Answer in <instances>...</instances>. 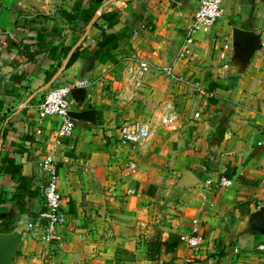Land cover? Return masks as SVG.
<instances>
[{
  "label": "crops",
  "instance_id": "0c3cea01",
  "mask_svg": "<svg viewBox=\"0 0 264 264\" xmlns=\"http://www.w3.org/2000/svg\"><path fill=\"white\" fill-rule=\"evenodd\" d=\"M201 2L104 0L99 26L84 39L87 27L66 24L59 10L31 27V16L18 13L28 3L0 0V159L13 158L39 190L24 214L2 205L13 221L0 220V233L21 229L14 264H264L257 249L264 243V149L257 146L264 139V0H225L222 18L195 36L187 56L186 32ZM64 4L85 8L90 0ZM42 25L63 28L65 45L81 46L70 68L45 54L31 63L8 51V37L34 43ZM236 28L256 32L263 44L243 69L234 64ZM104 33L121 38L109 53L96 45ZM128 58L171 66L185 81L154 71L135 89L124 72ZM102 77L103 86H79ZM58 86L72 89V111L95 112V127L58 138L60 118L38 122L41 100ZM165 117L174 121L165 124ZM135 121L151 124V138L122 142L119 129ZM45 153L55 159L68 217L59 242L22 226L44 209L38 160ZM189 171L198 181L181 188ZM222 177L231 180L229 187L207 185ZM13 191L10 177L0 172L2 196L10 199ZM196 227L204 238L198 252L180 243L173 254L148 259L150 238L191 234Z\"/></svg>",
  "mask_w": 264,
  "mask_h": 264
},
{
  "label": "built area",
  "instance_id": "2783aa9c",
  "mask_svg": "<svg viewBox=\"0 0 264 264\" xmlns=\"http://www.w3.org/2000/svg\"><path fill=\"white\" fill-rule=\"evenodd\" d=\"M224 2L225 0H202L194 20L186 32V47L183 51L185 55L189 56L191 54L188 45L194 42L195 36L200 31L207 32L211 30L222 18ZM225 48H228V46ZM154 71L169 77L174 82L185 81L184 78L174 72L173 67L156 66L142 58H128V65L124 70L129 75L130 84L135 89L142 88L147 77ZM105 82L106 78L102 77L97 82L82 81L79 86L87 87L96 84L103 86ZM195 87L197 90H200L199 84H196ZM71 91L72 89L69 86L55 87L45 94L38 106V122L40 124L52 116L61 119L60 127L57 130L58 138H68L76 130V123L70 115L72 112V102L70 100ZM210 96L213 97L214 94ZM173 121V118L165 117L162 119V122L165 124L172 123ZM41 132V129L37 130V134ZM119 134L120 139L124 143L142 144L151 138L152 126L147 122L135 121L124 124L119 129ZM257 146L264 149V139L258 141ZM38 167L45 176V182L40 187L44 200V209L27 224L26 229L29 231H38L42 236V240L46 242H59L62 240L61 231L68 226V217L63 208V196L58 184L59 174L53 154H43L38 160ZM130 168L133 173L137 172V166L135 164H132ZM207 185L220 189L227 188L231 185V180L222 177L216 183L207 182ZM203 242L204 238L197 227L193 230V233L181 236V243L195 252L200 250ZM257 249L264 253V243H261Z\"/></svg>",
  "mask_w": 264,
  "mask_h": 264
},
{
  "label": "trees",
  "instance_id": "16d2710c",
  "mask_svg": "<svg viewBox=\"0 0 264 264\" xmlns=\"http://www.w3.org/2000/svg\"><path fill=\"white\" fill-rule=\"evenodd\" d=\"M104 0H90L88 7H81L79 4H75L71 10L60 9L58 17L65 21L66 24H73L79 22L84 24V29L90 24L94 16L98 13L102 7ZM108 14H102L101 18H109ZM41 18V17H40ZM49 17H44L43 21H47ZM43 23V22H42ZM114 24V21L110 23V26ZM98 20L94 23L93 27H98ZM120 37L114 34L102 35V38L97 42V46L109 53L115 48ZM8 51L16 50L19 56L25 58L27 62L34 63L37 58L45 54L53 63L56 61L61 64V61H65V69L70 68L80 57L81 46L75 48L74 46H66L64 43L63 28L56 25L53 26L52 30L42 25L37 29L35 42L31 44L19 43L10 37L7 38ZM16 60H13L15 62ZM20 65V62L17 61ZM53 75V72L47 73V79L49 80ZM3 100H0V109L3 108ZM0 172L9 176L11 181L14 183V191L10 199H5L0 193V220L7 223H12L13 217L10 215L6 203H11L19 209L20 214L26 212L27 202L39 195L38 188H34L33 176L26 175L23 168L13 158L8 155L3 156L0 159ZM181 243V235L171 233L167 238L161 235H155L150 238L147 242V257L149 260L158 259L161 254H173L179 244Z\"/></svg>",
  "mask_w": 264,
  "mask_h": 264
},
{
  "label": "water",
  "instance_id": "95a60500",
  "mask_svg": "<svg viewBox=\"0 0 264 264\" xmlns=\"http://www.w3.org/2000/svg\"><path fill=\"white\" fill-rule=\"evenodd\" d=\"M100 15L97 13L90 24L87 26L84 39L90 34L94 23L99 19ZM234 46L236 49V57L234 64L239 69L245 68L253 54L260 50L263 46L260 36L253 31H246L241 28L234 30ZM71 117L76 123L78 129H89L96 125L95 112L93 110L72 111ZM198 178L191 171L187 172L183 181L179 184L184 188L190 184H194ZM264 210V209H263ZM21 229L15 230L12 233H0V264H14L19 244L21 241Z\"/></svg>",
  "mask_w": 264,
  "mask_h": 264
},
{
  "label": "rangeland",
  "instance_id": "374dc122",
  "mask_svg": "<svg viewBox=\"0 0 264 264\" xmlns=\"http://www.w3.org/2000/svg\"><path fill=\"white\" fill-rule=\"evenodd\" d=\"M66 0H22L24 4L28 3L29 5H25L28 7L23 6V10L19 11V14H24L26 16H31L27 23L33 27V23H39L42 24L44 20V17L53 18V16H56V12L63 8L65 5ZM41 17V18H40ZM33 21V22H32ZM35 25V24H34ZM36 26L39 27V25L36 24ZM22 225V224H21ZM27 226V225H22ZM26 231V233L31 235V232ZM41 239L42 236L40 235ZM34 238V237H33Z\"/></svg>",
  "mask_w": 264,
  "mask_h": 264
}]
</instances>
